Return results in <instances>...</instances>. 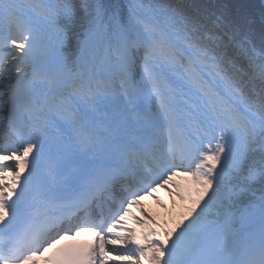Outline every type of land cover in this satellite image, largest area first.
Here are the masks:
<instances>
[{
    "label": "snow or ice",
    "instance_id": "6c2138e0",
    "mask_svg": "<svg viewBox=\"0 0 264 264\" xmlns=\"http://www.w3.org/2000/svg\"><path fill=\"white\" fill-rule=\"evenodd\" d=\"M0 264H264V0H0Z\"/></svg>",
    "mask_w": 264,
    "mask_h": 264
},
{
    "label": "rangeland",
    "instance_id": "374dc122",
    "mask_svg": "<svg viewBox=\"0 0 264 264\" xmlns=\"http://www.w3.org/2000/svg\"><path fill=\"white\" fill-rule=\"evenodd\" d=\"M159 200L167 207H162L152 196H145L141 203L145 206L148 212H151L152 216L158 221L159 224L165 225L168 228L175 226L179 220V208H173V197L169 195V192L164 188L157 189L154 194ZM179 203V201H177ZM131 211L137 216L140 215V211L136 207H132Z\"/></svg>",
    "mask_w": 264,
    "mask_h": 264
}]
</instances>
